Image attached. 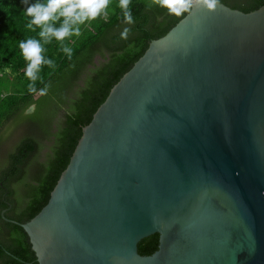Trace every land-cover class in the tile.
Instances as JSON below:
<instances>
[{
  "label": "water",
  "instance_id": "1",
  "mask_svg": "<svg viewBox=\"0 0 264 264\" xmlns=\"http://www.w3.org/2000/svg\"><path fill=\"white\" fill-rule=\"evenodd\" d=\"M221 4L149 41L32 218L1 211L38 264H264V4Z\"/></svg>",
  "mask_w": 264,
  "mask_h": 264
},
{
  "label": "trees",
  "instance_id": "2",
  "mask_svg": "<svg viewBox=\"0 0 264 264\" xmlns=\"http://www.w3.org/2000/svg\"><path fill=\"white\" fill-rule=\"evenodd\" d=\"M48 0H0V264H38L27 234L17 223L32 218L48 201L74 150L82 127L92 118L111 87L144 52L151 39L165 34L179 19L150 0H131L134 23L127 24L118 0L94 20L72 23L80 34L57 40L48 28L60 29L66 17L57 9L47 22L27 25L28 5L47 7ZM248 12L264 0H220ZM130 28L127 39L121 38ZM36 40L43 62L35 87L48 86L46 95L28 91L21 41ZM73 49L71 59L62 51ZM52 60L50 67L46 61ZM35 105L34 110L28 109ZM158 234L142 238L137 251L148 255L157 248Z\"/></svg>",
  "mask_w": 264,
  "mask_h": 264
},
{
  "label": "clouds",
  "instance_id": "3",
  "mask_svg": "<svg viewBox=\"0 0 264 264\" xmlns=\"http://www.w3.org/2000/svg\"><path fill=\"white\" fill-rule=\"evenodd\" d=\"M111 0H48L47 7L36 3L33 5H28L24 9L27 16H31L33 19L27 25L31 27L32 24H41L42 22H47L51 17L52 13L56 12L57 9H61V15L68 18L64 22V26L60 29L48 28L41 32V36L45 35V32L51 33L56 37L57 40H63L65 37L70 35L78 36L80 34L79 28L70 29L69 19L72 23H83L85 20H94L101 13L102 10L107 9ZM22 3L27 4V0H22ZM152 5H158L161 8L167 10L169 15L182 17L186 13L192 14L196 9H204L208 12H215L222 4L220 0H150L148 7ZM118 6L122 10L125 22L127 24L134 23L131 14V0H118ZM130 28H124L121 32V38L127 39L130 33ZM21 53L26 62L25 77L29 80L28 91L32 94H38L40 96L46 95L48 91V86L45 85L44 88L37 89L35 87V81L37 79L36 72L38 66L43 62L41 56V47L39 43L34 39H27L21 41L19 45ZM62 51L67 54L69 59L73 55V49L65 46ZM50 66H54L52 60L46 61ZM35 105H32L28 111L34 110Z\"/></svg>",
  "mask_w": 264,
  "mask_h": 264
}]
</instances>
